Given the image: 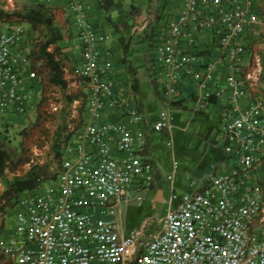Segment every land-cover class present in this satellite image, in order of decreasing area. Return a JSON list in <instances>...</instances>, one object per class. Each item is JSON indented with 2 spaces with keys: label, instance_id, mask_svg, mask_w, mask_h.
<instances>
[{
  "label": "built area",
  "instance_id": "2783aa9c",
  "mask_svg": "<svg viewBox=\"0 0 264 264\" xmlns=\"http://www.w3.org/2000/svg\"><path fill=\"white\" fill-rule=\"evenodd\" d=\"M90 8L87 0L65 5L79 40V121L68 124L56 177L19 196L8 237L0 223L2 264H264V79L259 60L247 61L251 0H181L154 23L150 68L162 100L180 101L187 86L197 112L225 100L223 158L200 186L173 194L179 203L155 232L121 231L113 216L120 202L149 196L157 170L143 114L116 76L112 36ZM28 34L23 22L0 20V124L32 106L34 85L25 83L39 74ZM169 122L164 115L153 129Z\"/></svg>",
  "mask_w": 264,
  "mask_h": 264
},
{
  "label": "crops",
  "instance_id": "0c3cea01",
  "mask_svg": "<svg viewBox=\"0 0 264 264\" xmlns=\"http://www.w3.org/2000/svg\"><path fill=\"white\" fill-rule=\"evenodd\" d=\"M67 1L23 0L29 6L40 3L53 10L56 25L60 27L63 34V40L58 44V47H62L63 55L66 57L62 61L66 62L64 63L65 76L67 77V74L70 73L74 77L81 64V57L79 40L74 31L72 20L65 11ZM87 2L91 6L90 15L93 21L113 38L116 76L132 89L129 96L130 105L138 107L143 114L140 131L148 139V153L154 160L157 170L155 186L150 191L149 198L153 203H168L167 213L179 203L175 205L172 203L175 199L173 198L174 191L171 192L173 187L178 185L183 188V192H189L200 186L214 173L216 165L223 158V141L217 133V127L220 123L219 113L225 100H214L206 112H197L194 89L187 86L183 88L180 101L169 104L162 100L159 88L152 81L151 69L148 77L141 73V66H144L150 57L145 54L146 51L144 53L145 61H143L136 40L143 37L151 45L154 23L162 15L175 8L181 0H87ZM251 2L254 20L244 36V41L250 52L247 61L254 65V60H259L264 79V0H251ZM23 23L30 25L25 21ZM210 36V33H206L205 39L209 41ZM29 39L28 36V41ZM28 46L31 53L33 49L31 40ZM134 77L137 78V89L134 87ZM143 80L146 83L145 87L142 84ZM29 81H27L28 85ZM75 81L81 84L79 80ZM149 91L154 92L157 99L159 98L167 108L152 109L153 105L145 102V99L150 97ZM150 98L153 100L152 97ZM181 110L184 112H180ZM170 111L174 115L176 112L174 122H172L173 116ZM164 115L170 117V122L161 134H164L165 139L168 138V143H171L169 147L173 146V136L175 137L176 151L173 153V157L180 159V161H174L173 164L170 163L175 173L174 180L165 178L163 165L168 162L165 159L167 155L161 151L158 143V131L153 129L155 123ZM192 172L196 174L193 178L190 177ZM185 177L189 181H186Z\"/></svg>",
  "mask_w": 264,
  "mask_h": 264
},
{
  "label": "rangeland",
  "instance_id": "374dc122",
  "mask_svg": "<svg viewBox=\"0 0 264 264\" xmlns=\"http://www.w3.org/2000/svg\"><path fill=\"white\" fill-rule=\"evenodd\" d=\"M28 6L23 0H0V9L10 12L24 11ZM14 21L23 22L19 20ZM25 27L29 32L28 36L34 48L36 43L43 40L46 30L43 27L35 29L31 24H25ZM136 43L143 61H145L144 53L146 51L147 53L145 54L151 58L153 47L149 44V41L142 37L136 40ZM54 48L55 46L51 47L52 50ZM56 52L58 58L62 61L66 59L63 55L62 47H59ZM31 60L34 61V58H31ZM35 63L39 77L29 81V85H34L32 88L33 95L31 97L32 106L30 110L25 115L11 113L5 116V123L0 124V148L5 150L9 156L5 170L0 171V196L5 191L8 182L16 177L24 176L33 166L45 167L47 172L51 174L50 176L57 172L60 159L56 157L54 144H58L60 148H63V138L67 136L68 124H75L79 121V114L76 117L72 115L74 101L71 100V97L79 99V104H77L78 113L83 109L81 99L83 97V84L75 81L79 79L76 75L73 77L72 74L68 73L66 77L68 86L63 88L59 85L52 84L49 81L47 70H45L40 62L36 61ZM150 66V60H146L144 66H141V73L144 76H149ZM142 78L145 80L144 77ZM144 80L142 84L145 87L146 83ZM29 85L25 83V88H29ZM149 96L153 100L149 97L145 99V102L152 104V109L157 110L160 107L167 108L159 98L157 99L154 92L149 91ZM180 112H184V110ZM170 113L173 116L172 122H174L176 112H174L175 115L171 111ZM2 119L0 118V120ZM161 132L158 131L157 133L159 136L158 143L161 151L167 155L165 159L168 161L167 164L163 165V171L166 179L174 180L175 173L170 163L173 164L174 161H180L177 157H173V153L176 151V140L173 136V146L169 147L168 138L165 139L163 137L164 134H161ZM217 133L219 134V125L217 127ZM195 175L192 172L190 177L193 178ZM187 180L189 181L188 178ZM182 189L181 186L177 185V187L172 188L171 192L174 191V193L180 195L184 191ZM178 202V198L172 201L174 205ZM3 204H5L4 199L0 201V223L2 228L5 227L1 235L2 238L8 237L12 233L15 224L13 217L15 206L10 207L4 206ZM167 208L168 203H153L151 198L146 196L143 202L129 203L122 201L113 208V216L117 219L121 231H130L134 228L147 226L148 231L155 232L163 221ZM109 214H112V212H109ZM3 260L4 258L0 250V264H2Z\"/></svg>",
  "mask_w": 264,
  "mask_h": 264
},
{
  "label": "trees",
  "instance_id": "16d2710c",
  "mask_svg": "<svg viewBox=\"0 0 264 264\" xmlns=\"http://www.w3.org/2000/svg\"><path fill=\"white\" fill-rule=\"evenodd\" d=\"M0 20L25 21L30 23L35 29H39L40 27L45 28L46 33L43 40L36 43L31 51V58H34L32 67L37 69L35 62H40L48 72L49 81L52 84L66 88L68 86V80L65 76L64 63L58 58L56 52L59 49L58 44L63 40V34L60 27L55 24L53 10L40 3L28 6L24 11L10 12L0 9ZM52 46H55L54 50L51 49ZM125 51L127 52V49ZM152 81L154 82L153 78ZM134 87L137 89V78L135 77ZM74 99L76 98L71 97V100ZM69 136L67 135L63 138L64 143L67 142ZM54 149L56 151V157L60 159L63 148H60L58 144H54ZM8 157L7 152L0 148V171L5 170ZM50 175L45 167L33 166L24 176L16 177L8 182L5 191L0 196V201L4 199V206H15L19 196L23 192L38 188L46 180L55 178L57 172L52 176Z\"/></svg>",
  "mask_w": 264,
  "mask_h": 264
}]
</instances>
